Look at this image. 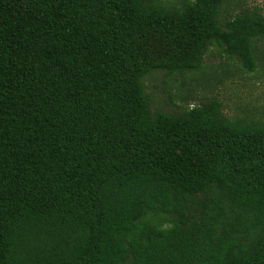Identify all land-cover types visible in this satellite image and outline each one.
<instances>
[{"label": "trees", "instance_id": "obj_1", "mask_svg": "<svg viewBox=\"0 0 264 264\" xmlns=\"http://www.w3.org/2000/svg\"><path fill=\"white\" fill-rule=\"evenodd\" d=\"M213 45L254 71L261 9L0 0V264H264V121L145 90Z\"/></svg>", "mask_w": 264, "mask_h": 264}, {"label": "rangeland", "instance_id": "obj_2", "mask_svg": "<svg viewBox=\"0 0 264 264\" xmlns=\"http://www.w3.org/2000/svg\"><path fill=\"white\" fill-rule=\"evenodd\" d=\"M241 3L243 7H258L264 14V0H241ZM257 61V68L247 71L235 57L213 45L206 52L200 71L174 74L157 71L144 79L145 90L154 111L178 113L187 106L217 99L229 118L264 121V55Z\"/></svg>", "mask_w": 264, "mask_h": 264}]
</instances>
